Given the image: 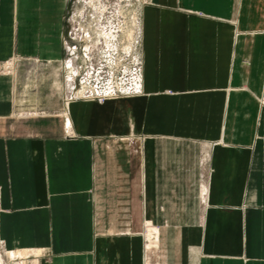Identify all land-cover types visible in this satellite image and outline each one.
<instances>
[{
    "label": "crops",
    "instance_id": "1",
    "mask_svg": "<svg viewBox=\"0 0 264 264\" xmlns=\"http://www.w3.org/2000/svg\"><path fill=\"white\" fill-rule=\"evenodd\" d=\"M143 1L140 94L62 104L67 0H0L4 264H264V0Z\"/></svg>",
    "mask_w": 264,
    "mask_h": 264
},
{
    "label": "rangeland",
    "instance_id": "2",
    "mask_svg": "<svg viewBox=\"0 0 264 264\" xmlns=\"http://www.w3.org/2000/svg\"><path fill=\"white\" fill-rule=\"evenodd\" d=\"M67 3L65 33L62 41L66 45H63L62 60L69 58L66 54V47L73 50L76 55V66L83 67V51H87L86 47H90L86 55L92 54V59H94L92 63L98 66L118 59L115 64L120 63L127 67L131 60L136 59L142 43L137 26L141 8L145 5L143 0H67ZM110 22L112 23L111 28L116 32L114 36L107 37L103 45L98 46L102 40V24L108 26ZM74 70L77 72L75 68ZM62 71H67L64 63L61 64V74H63ZM64 83L67 82L62 81L60 77V95ZM60 103H62V98ZM27 115L34 114L30 112L26 113ZM41 115H46V113H38L37 116Z\"/></svg>",
    "mask_w": 264,
    "mask_h": 264
},
{
    "label": "built area",
    "instance_id": "3",
    "mask_svg": "<svg viewBox=\"0 0 264 264\" xmlns=\"http://www.w3.org/2000/svg\"><path fill=\"white\" fill-rule=\"evenodd\" d=\"M63 45H66L65 42H63ZM65 49L67 52L66 54L69 58H65V60H62L61 64L64 63V65L67 66V63H69L70 60L77 64V57L76 55H74L73 50H70L67 47ZM75 50L76 49H74V51ZM86 53L87 51H83V67L81 65H77L79 73L74 77L75 83L73 87H69L68 84L65 83L63 85V89L61 90L62 104L64 102L68 103L72 100H93L98 104H102L108 97H123L128 95L140 94V80L135 77L130 79L131 81L128 80L130 69H132L131 73H138L140 77L141 68L139 61L131 60L130 64L127 65V67L122 66L120 63L115 64L118 59L107 62L108 64L102 63V65L100 64L99 67L102 71L105 72V76L103 75V78L110 80L104 81L103 79L102 83L95 81H92L91 83L90 81L88 82L86 80V74L89 71V68L92 66V61H94V59H92V54L86 55ZM12 67L13 63L5 68H2L1 71L10 72ZM62 73L63 74L60 73V77L62 78V81H66L68 72L62 71ZM84 83L86 84V86L90 85V88L85 90L81 89V86ZM107 88H110L109 92H106L105 89Z\"/></svg>",
    "mask_w": 264,
    "mask_h": 264
},
{
    "label": "bare ground",
    "instance_id": "4",
    "mask_svg": "<svg viewBox=\"0 0 264 264\" xmlns=\"http://www.w3.org/2000/svg\"><path fill=\"white\" fill-rule=\"evenodd\" d=\"M138 33L140 34V38H142V28H140V20H138ZM106 24V23H105ZM108 26H105L102 24V27H103V34H102V40H101V43L98 44V46H101L103 45L104 43V40L109 37V36H114L115 34V30L113 28H111V25L112 23L110 22L109 24H107ZM111 28V29H110ZM90 39V38H89ZM110 39V38H109ZM108 42V41H107ZM110 43V42H109ZM87 51L90 50V47H86ZM135 61H139L140 62V68H141V72H142V60L140 58V53L136 56V59ZM66 69H67V72H68V75L66 76L67 78V83L69 87H73L74 83H75V79L74 77L79 73V69L78 67L76 66V64L70 60L69 63H67V66H65ZM77 70V72H75L74 68ZM98 69V70H97ZM132 70L130 71V75H129V81H131L130 79H132L133 77L137 78L138 80H140V86H141V73H140V77L138 75V73H131ZM103 75L105 76V72L101 70V68L96 65L95 63H92V66L89 68V71L87 72L86 74V80L89 82L92 83V81H95V82H101L102 83V80L104 79L103 78ZM110 79H104V81H109ZM90 88V85L89 86H86V84L84 83L82 86H81V89L85 90V89H89ZM105 88V87H104ZM104 90V89H103ZM106 92H109L110 88L108 89H105ZM104 90V91H105ZM141 92V91H140ZM139 95V94H137ZM133 96L135 95H128V96H123V97H108L106 100H110V99H117V98H133ZM105 100V101H106ZM81 101V100H80ZM82 101H93V100H82ZM104 101V102H105ZM95 102V101H94ZM103 102V103H104ZM65 103V102H64ZM63 103V104H64ZM68 128V127H67ZM68 133V132H67ZM31 254V252H23V253H19V252H11V253H7L6 254V259L9 260V261H13L17 258H26L27 256H29ZM0 264H4V260L1 258L0 256Z\"/></svg>",
    "mask_w": 264,
    "mask_h": 264
}]
</instances>
